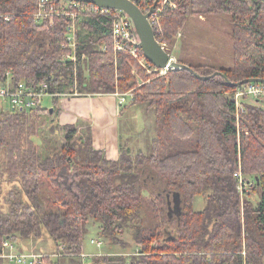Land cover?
I'll return each instance as SVG.
<instances>
[{"label": "trees", "instance_id": "obj_1", "mask_svg": "<svg viewBox=\"0 0 264 264\" xmlns=\"http://www.w3.org/2000/svg\"><path fill=\"white\" fill-rule=\"evenodd\" d=\"M174 1L177 9L166 8L161 16L169 45L191 15H232L235 65L188 64L201 76L217 71L224 76L202 80L188 70L148 75L131 55L116 58V12L79 19L78 58L88 56L90 75L79 65L75 76L74 65L62 61L70 20L38 21L33 15L40 0H0V82L10 74L15 85L48 83L52 93L114 94L138 84L137 69L143 83L132 104L146 103L156 113L148 154L122 147L118 159H109L89 136L76 138L72 125L61 127L70 144L43 155L35 136L50 110L13 113L0 101V192L5 183L19 185L0 207V254L5 240L38 238L47 229L65 258H78L84 253L85 223L94 217L102 222L104 237L119 244L117 234L131 229L141 248L97 263L264 264V107L249 103L239 132L231 98L236 90L231 83L264 78V0ZM54 101L55 116L58 98ZM240 163L244 175L256 178V205L248 200L250 192L242 199L238 190ZM47 182L55 210L43 199ZM203 194L207 205L196 211L195 198ZM171 195L181 203L173 217ZM4 261L0 257V264Z\"/></svg>", "mask_w": 264, "mask_h": 264}, {"label": "rangeland", "instance_id": "obj_2", "mask_svg": "<svg viewBox=\"0 0 264 264\" xmlns=\"http://www.w3.org/2000/svg\"><path fill=\"white\" fill-rule=\"evenodd\" d=\"M179 33H181V36L178 34L174 44H168V51L171 53V57L174 61L212 65L217 69H229L235 65V41L233 38L232 15H191ZM99 48H101V46H99ZM139 65L141 66L140 63ZM141 67L144 69L143 66ZM84 73L86 74V77H89L90 72L88 69H86V72ZM167 73L168 71H164L163 73L161 71H154L152 75L157 74L158 76H163L167 75ZM137 74L139 75V73ZM148 75L151 74L148 73ZM137 83L138 84L134 88L127 91L134 94L133 102L136 101L138 95L137 92L143 82L140 83L137 79ZM79 94L86 95L88 93ZM53 104L54 102L50 98H46L43 102V107L50 109ZM260 106L264 107V103H261ZM119 121L118 126L120 127L121 125L125 139H127V135H130L132 139L137 141V144L140 147V149L137 150V153L140 151L145 154L150 153L151 143L156 136L155 109L149 108L146 103L130 105L125 109L122 116L119 117ZM66 134L65 130L60 128L56 121H54V113L50 114V116H44L39 122L35 136L39 151L44 155L52 150L64 149L70 144L68 140H66ZM79 137L80 136H76V138ZM149 177L151 180H154L152 176L149 175ZM43 187V199L48 206V210H55L57 205H53V202L50 200L51 196L54 195L53 188L49 182ZM17 190H19V185L17 183H5L4 188L0 192V207H2L5 201L10 198L11 193L16 192ZM249 192L248 200L256 205L259 201L258 192L253 190ZM145 193L149 194L147 191ZM207 197L208 194H203L195 198L194 209L196 211H202L206 207ZM22 198H25L24 195H22ZM169 199L170 203L168 212H170L173 217L175 214L179 213L181 203L177 195H171ZM147 217L151 219L152 215L147 214ZM85 226L86 232L83 240L84 253L78 258H65L64 254H62L63 252L61 250L58 251L56 244L47 229H44L42 235L38 238H17V240L14 241L16 253H32L39 255L41 258L40 261H43V263L39 264H49V262H45L44 259H48L54 264L57 263L58 260L59 263L57 264H101L97 263L96 260H103V258L108 256H131L140 252L141 248L137 245L134 238V231L131 229H127L123 233L117 234L118 239L121 240V243L118 244L101 234L100 228L102 227V222L100 220H96L94 217H89ZM92 240L100 242L101 246L93 244ZM4 264L17 263L5 262Z\"/></svg>", "mask_w": 264, "mask_h": 264}, {"label": "built area", "instance_id": "obj_3", "mask_svg": "<svg viewBox=\"0 0 264 264\" xmlns=\"http://www.w3.org/2000/svg\"><path fill=\"white\" fill-rule=\"evenodd\" d=\"M134 2L142 10L144 14H149L148 20L154 30L156 40L169 53V45L164 41L161 16L166 8H177L176 2L172 0H130ZM116 12V16L112 24V42L116 57L121 54L131 55L137 62L144 67L147 73L152 74L154 71H168L167 69H159L152 65L145 57L141 55V44L137 34L133 20L123 10L110 9L100 7L93 3L66 1V0H40L39 10L34 13V17L38 21L49 20L53 21L56 17H65L70 20L67 27L66 42L63 48L67 51L62 61L69 62L74 65L75 76L78 74V66L83 67V72H86V62L88 56L83 53L79 60L78 48V21L85 14L108 15ZM9 16H6L8 18ZM181 36V33H179ZM103 51L107 50L106 45H101ZM144 54V53H143ZM171 55V53H169ZM148 66H146L145 65ZM89 71V69H88ZM137 69H133V74L139 80ZM85 74V73H84ZM86 75V74H85ZM11 75L8 74L7 79L0 82V101L2 106L9 112H30L37 108H44L43 102L46 98H50L55 102V98H70L79 96L78 90L72 93H52L49 90L48 83H42L38 86H29L25 82L13 84ZM76 81V79H75ZM75 88L77 83L75 82ZM120 99L121 106L132 104L134 94L131 92L121 93L116 92ZM235 102V116L238 130L240 132V124L243 117L248 114L249 103H264V83L250 82L236 87V90L231 94ZM45 108L47 110H54ZM238 181V190L241 197L245 196L246 192L251 191L256 186V178L244 175L242 164L240 163L239 170L235 173ZM243 201V200H242ZM93 244L101 246L100 242L92 240ZM16 246L12 240H5L0 254L1 258L7 259L10 262L17 264H39L40 256L35 254L16 253ZM63 254V253H62Z\"/></svg>", "mask_w": 264, "mask_h": 264}, {"label": "crops", "instance_id": "obj_4", "mask_svg": "<svg viewBox=\"0 0 264 264\" xmlns=\"http://www.w3.org/2000/svg\"><path fill=\"white\" fill-rule=\"evenodd\" d=\"M130 105L134 104L121 106L120 99L115 93L59 98L56 108L58 112L54 120L60 128L76 126L77 136H89L96 149L105 151L109 159L116 160L122 147L131 148L133 151L140 149L137 141L130 135L125 139L121 125L118 126L121 121L119 117Z\"/></svg>", "mask_w": 264, "mask_h": 264}, {"label": "water", "instance_id": "obj_5", "mask_svg": "<svg viewBox=\"0 0 264 264\" xmlns=\"http://www.w3.org/2000/svg\"><path fill=\"white\" fill-rule=\"evenodd\" d=\"M66 1H76V2H86L93 3L100 7H106L110 9L123 10L128 14V16L133 20L137 34L140 39V44L146 59L155 67L159 69H167L168 71H180L188 70L193 73L196 77L202 80L211 79L217 75L224 74L221 71H217L209 76H201L196 73L187 64L174 61L171 55L160 45L156 40L154 30L148 20L149 14H144L142 10L134 2L130 0H66ZM142 83V79H139ZM250 82H262L264 83V78H248L237 83H231V86L237 87L242 84H247ZM53 109L50 113H53Z\"/></svg>", "mask_w": 264, "mask_h": 264}, {"label": "bare ground", "instance_id": "obj_6", "mask_svg": "<svg viewBox=\"0 0 264 264\" xmlns=\"http://www.w3.org/2000/svg\"><path fill=\"white\" fill-rule=\"evenodd\" d=\"M44 28V27H43ZM55 117V116H54ZM32 134V133H31Z\"/></svg>", "mask_w": 264, "mask_h": 264}]
</instances>
